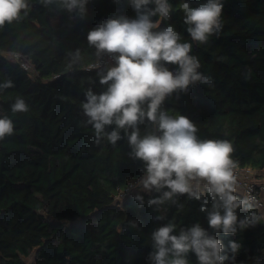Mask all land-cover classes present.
Instances as JSON below:
<instances>
[{
  "label": "trees",
  "instance_id": "16d2710c",
  "mask_svg": "<svg viewBox=\"0 0 264 264\" xmlns=\"http://www.w3.org/2000/svg\"><path fill=\"white\" fill-rule=\"evenodd\" d=\"M183 2L199 7L206 0H169L172 12L160 28L172 25L181 42L192 45L190 55L207 79L172 93L161 107L173 117H188L199 138L231 142L235 168L262 172L264 178V0H221L222 27L206 43L193 41L186 31L178 7ZM28 3L26 15L0 27V85L9 80L13 85L0 87V117L14 124L13 134L0 140V264H152L151 234L168 222L174 234L199 223L221 240L222 255L231 257L230 241L238 242L235 264H264V218L247 203L236 209L238 221L254 223L225 235L210 228L207 212L200 211L204 200L211 210L206 189H199V200L178 196L158 209L147 203L160 195L155 190L115 199L145 166L130 156L123 130L115 145L106 136L95 143L82 108L85 92L106 90L97 73L115 61L88 69L97 54L87 34L109 18H137L130 0H87L82 18L59 0ZM14 54L32 71L7 57ZM17 98L25 101L26 112H12ZM139 128L141 135L155 131L147 121ZM137 194L143 205L134 199ZM187 258L198 264L194 253Z\"/></svg>",
  "mask_w": 264,
  "mask_h": 264
},
{
  "label": "clouds",
  "instance_id": "9594fccd",
  "mask_svg": "<svg viewBox=\"0 0 264 264\" xmlns=\"http://www.w3.org/2000/svg\"><path fill=\"white\" fill-rule=\"evenodd\" d=\"M45 4L53 0H44ZM62 8L76 12L81 18L86 13L87 0H59ZM149 5H154L150 8ZM137 18L125 16L109 18L98 23L87 34L90 46L97 56H113L114 65L100 70L97 75L105 91L96 93L92 88L85 92L82 105L87 123L95 130L99 144L103 137L115 145L127 136L130 156L144 162L145 174L133 187L159 193L147 201L150 206L175 203L174 197L187 195L201 199L202 184L212 198L211 210L204 200L201 212H207L209 227L223 234H235L254 221L239 220L236 209L246 201L238 199L236 191V162L231 142L223 139H201L196 125L186 116L175 117L162 109V104L174 92H187L190 86L206 82L199 71L198 59L190 55L192 45L181 42V35L172 25L160 28L170 18L169 0H130ZM28 0H0V27L21 19L27 14ZM179 9L184 13L186 31L195 42L206 43L218 34L221 27L223 4L221 0H206L199 7L183 2ZM158 17V19H153ZM79 50H77L78 54ZM168 65H176L170 70ZM99 67V65H97ZM12 81L0 85L12 87ZM12 112H26L28 106L21 98L11 105ZM145 121L155 126L154 132L141 135L139 126ZM114 126L111 131H107ZM14 124L8 116L0 117V140L13 134ZM134 199L141 205L143 196ZM156 220L164 219L156 216ZM136 226V222H131ZM175 233L172 222L155 229L151 234L152 264H189L188 255L194 253L198 264H235L240 244L230 241L232 256L222 255L224 245L201 227L199 223Z\"/></svg>",
  "mask_w": 264,
  "mask_h": 264
},
{
  "label": "built area",
  "instance_id": "2783aa9c",
  "mask_svg": "<svg viewBox=\"0 0 264 264\" xmlns=\"http://www.w3.org/2000/svg\"><path fill=\"white\" fill-rule=\"evenodd\" d=\"M13 57L23 69L32 71V66L25 58L15 54ZM112 61H114L113 56L105 53L97 56L96 61L88 69L105 67ZM234 173L236 176V191L233 194L239 195L247 204L257 209L264 218V178H260L259 174H256L254 171L252 172V169L246 167H237L234 169ZM144 174L145 170L140 169L139 175L135 178H130L124 189L117 190L115 199H122L126 195L135 192H148L143 190L142 187H133V183L138 182ZM201 186L203 185L201 184Z\"/></svg>",
  "mask_w": 264,
  "mask_h": 264
},
{
  "label": "rangeland",
  "instance_id": "374dc122",
  "mask_svg": "<svg viewBox=\"0 0 264 264\" xmlns=\"http://www.w3.org/2000/svg\"><path fill=\"white\" fill-rule=\"evenodd\" d=\"M7 57H8L9 59H11V58H12V59L16 60V59L13 57V55H8ZM253 171H254L256 174H259V175H260V178H263V177H262V175H261V174H262V172L258 173V172H257V171H255V170H252V172H253ZM203 188H204V187H203V186H201V187H200V190H202Z\"/></svg>",
  "mask_w": 264,
  "mask_h": 264
}]
</instances>
